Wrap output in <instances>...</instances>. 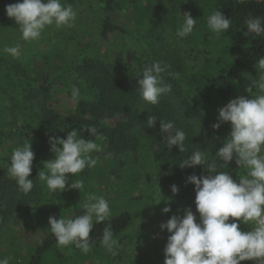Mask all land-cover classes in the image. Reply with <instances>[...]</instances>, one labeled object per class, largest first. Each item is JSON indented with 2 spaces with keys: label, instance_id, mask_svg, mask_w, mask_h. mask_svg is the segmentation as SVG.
I'll use <instances>...</instances> for the list:
<instances>
[{
  "label": "trees",
  "instance_id": "obj_1",
  "mask_svg": "<svg viewBox=\"0 0 264 264\" xmlns=\"http://www.w3.org/2000/svg\"><path fill=\"white\" fill-rule=\"evenodd\" d=\"M17 2L20 0H0V34L5 30L19 29V25L5 11L6 5ZM61 2L73 6L82 0ZM98 2L102 7L99 29L101 40H109L111 34L123 36L124 39L134 35L120 21L128 2ZM140 4L142 16L139 22L146 24L136 37L142 49L141 57L138 53L134 54V63L128 65L119 63L109 50H98L93 55L84 54L82 61L75 64L77 78L74 85L79 88L80 97L77 103L73 102L70 113L64 114L56 107V100L51 96V84L35 85L27 81L26 97L38 99L41 108L40 113L31 114L33 134L29 143L32 144L35 158L30 179L34 181V188L28 194L19 191L15 180L7 172L10 157H0V258L7 256L1 249L3 226L13 217L28 216L31 205L40 203L41 197L45 196L38 172L46 170L48 156L52 160L55 158V153L50 150L49 137L66 138L68 131L73 129H79V137L94 140L99 147L102 146L104 152L100 155L108 161L109 167L114 168L111 172L121 170L132 177L135 176L132 168H138L137 173H141L147 167V171L154 174L160 185L168 187L174 200L180 204L182 215L186 208L191 207L199 218L195 205V185L188 183L187 177L208 173L203 165L181 168L180 163L197 148L206 151L209 162L217 160L215 153L223 146V141L231 131L230 122L222 124L219 129L212 127L218 122V109L241 95L250 97L257 94L255 88L252 93L246 89L252 80L259 77L257 62L264 56V36H246L245 20L249 16H264V0H157L148 5ZM215 10L221 11L232 21L229 30L219 35L207 27V17ZM184 12H190L197 22L192 34L180 38L176 36V30L183 21ZM127 50L131 48L127 47ZM155 61L170 65L168 71L179 73V76L165 74V83L172 85V92L162 96L159 104L152 105L143 100L139 93L140 77L137 74L145 64ZM149 115L158 119L153 128L146 124ZM159 120L174 121L177 128L186 132L184 152H180L178 146L168 148L166 134L164 138ZM85 126H95L97 135H91ZM8 134L0 124V137H9ZM90 155L96 158L93 152ZM97 160L95 167H86L75 176L70 174L68 185L73 180L82 184L91 183L90 180H94L99 173ZM237 166L234 158L221 171H228L234 179H238L240 173ZM173 184L179 188L176 195L171 191ZM54 194L60 195L64 201L70 199L74 216L83 213L80 190L66 186L65 191L57 190ZM132 221V213L122 210L102 223L94 222L90 234L92 247L88 253L106 250L100 241L103 229L109 225L118 244H124L126 231ZM241 229L250 230L251 225L241 222ZM169 235L163 233L161 239L155 241L158 256H165L164 248ZM70 246L74 253H83L74 244ZM58 249L61 251L54 235L49 232L31 250L23 264H46L49 255ZM59 254L63 256L62 252ZM63 257L65 260L70 258ZM241 264L254 262L246 260L241 261Z\"/></svg>",
  "mask_w": 264,
  "mask_h": 264
},
{
  "label": "clouds",
  "instance_id": "obj_2",
  "mask_svg": "<svg viewBox=\"0 0 264 264\" xmlns=\"http://www.w3.org/2000/svg\"><path fill=\"white\" fill-rule=\"evenodd\" d=\"M8 17L19 25L21 39L26 42L39 40L49 26L57 29L71 28L77 18V12L71 4L61 0H20L5 6ZM176 36L186 38L193 33L197 19L190 12L183 13ZM230 21L221 11L215 10L207 17L208 29L219 35L229 30ZM246 36H264V16H249L245 20ZM5 53L18 57L21 45L5 46ZM260 74L251 81L246 91L255 95L239 96L218 109L217 123L212 127L219 129L222 124H231V131L223 141V146L215 153L217 160L209 162L205 150L197 148L180 167L194 168L203 165L208 175L187 177V182L195 185V205L199 218L191 207L184 214L172 215L160 225L170 235L164 248V264H241V261H253L264 264V56L257 62ZM170 65L162 61L145 64L137 74L139 93L143 100L157 105L162 96L172 92V85L165 83V74L178 77L179 73L169 72ZM80 90L73 85L70 99L77 103ZM157 117L149 115L147 127L156 125ZM161 133L170 149L178 146L185 151L186 132L177 128L174 121L159 120ZM93 136L97 135L95 126H85ZM79 129L68 131L66 138L49 137L50 150L55 158L45 162L46 170L38 172L39 180L53 193L63 192L66 186L80 190L82 182L73 180L68 185L69 175L75 176L86 167L91 169L98 160L90 154L100 151L94 140L78 136ZM35 153L31 143L16 146L10 158L8 175L14 179L19 191L30 193L34 188L32 174ZM235 158L236 165L245 169L244 174L234 179L230 172L221 171ZM219 161V164L218 162ZM223 161V163H221ZM161 190V189H160ZM171 191L178 194L179 188L173 184ZM83 214L64 216L59 219L49 216V231L54 235L57 245L66 247L75 245L84 254L92 247L94 222L102 223L111 215L109 201L103 196L88 194L83 204ZM163 213L171 212L169 206ZM230 218H232L231 222ZM241 222L250 224V230H242ZM101 246L115 254L118 241L114 238L111 226L103 229ZM11 257L0 258V264H10Z\"/></svg>",
  "mask_w": 264,
  "mask_h": 264
},
{
  "label": "rangeland",
  "instance_id": "obj_3",
  "mask_svg": "<svg viewBox=\"0 0 264 264\" xmlns=\"http://www.w3.org/2000/svg\"><path fill=\"white\" fill-rule=\"evenodd\" d=\"M98 1L82 0L76 3L73 5L77 12L74 26L60 29L55 25L49 26L39 40L23 41L20 29L5 30L0 34V124L3 131L9 133V137H0V157L11 158L13 149L29 143L32 137L31 114L40 113L41 108L38 99L26 97L28 80L35 85L51 84V96L56 100V107L68 114L73 109L70 94L77 78L75 64L82 61L84 54L93 55L98 50H109L114 59L124 64L134 63V54L141 55L142 49L136 37L146 24L139 22L142 16L140 3L148 5L157 0H133L134 3L121 0L128 2V7L120 16V21L134 35L124 39L123 36L111 34L106 41L101 40L99 35L102 7ZM17 44L21 45L18 57L3 51L5 46ZM127 47L131 50H127ZM103 152L102 146L100 151L93 152L99 159V173L94 180H90L91 183L83 184L79 198L83 205L90 193L103 196L109 201L112 215L122 210L132 213L133 221L126 231L124 244L117 245L115 254L103 250L83 255L74 253L70 245L60 247L61 251L58 249L49 255L46 264H164L165 256L157 255L154 244L163 233H168L161 230L160 225L174 214L182 215L180 204L174 200L168 187L160 185L154 174L147 171V167L141 173H137L138 168H132L135 175L132 177L121 170L111 172L114 168L109 167L108 161L100 155ZM51 160V156H48L47 161ZM237 170L240 175L246 171L239 166ZM42 188L45 196L41 197L40 203L31 205L28 216L13 217L3 226L1 249L7 253L6 257H11L10 264H23L31 250L43 241L50 232L49 216L57 219L62 215L74 216L70 199L64 201L44 183ZM165 206H169L171 212L163 213ZM81 210L84 211L83 208ZM59 252L70 258L65 260Z\"/></svg>",
  "mask_w": 264,
  "mask_h": 264
}]
</instances>
